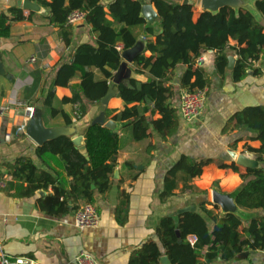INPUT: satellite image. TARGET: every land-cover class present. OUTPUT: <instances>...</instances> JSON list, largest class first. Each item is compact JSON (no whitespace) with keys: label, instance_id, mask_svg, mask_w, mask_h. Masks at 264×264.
<instances>
[{"label":"trees","instance_id":"1","mask_svg":"<svg viewBox=\"0 0 264 264\" xmlns=\"http://www.w3.org/2000/svg\"><path fill=\"white\" fill-rule=\"evenodd\" d=\"M36 1L49 9L50 22L60 28L66 44L70 43L72 34L67 17L76 9L87 13L85 23L95 35L94 39L80 44L69 60L55 68L50 91L44 100V106L50 110L52 117L61 113L53 106L54 89L69 86L74 77L81 81L73 87L72 95L63 97L62 101L77 106L76 120L88 117L92 104H102L101 99L110 86L109 79L122 60V51L136 43L133 28L141 26L145 33L155 36L146 47L151 55L143 53L134 62L135 66L147 69L150 77L146 81L137 78L124 80L119 85V91L125 106L111 110L114 112L113 119L117 121L133 119L123 126V130L136 141L150 137L151 127L165 140L179 130V108L174 105L173 99L177 95L181 98V95L169 83L168 75L178 65H187L180 79V88L195 91L211 85L204 66L194 67L204 52L214 53V64L222 76L228 72L229 52L236 55L231 71L235 81L242 80L255 62L263 59L264 63V0L256 2L261 19H256L246 10L236 14L230 7L222 8L216 15L202 11L195 19V5L149 0L159 15L154 24L147 23L141 16V7L147 3L146 0H114L107 4L103 0ZM25 18L23 9L18 6L0 13V37L10 36L12 21ZM156 27L162 32L155 34ZM119 44L123 45L121 49H118ZM94 69L104 79H97ZM136 71L139 73L140 69ZM151 105L148 117L145 113ZM103 108L108 106L103 105ZM156 113L160 117L154 119ZM107 114L110 115L108 109ZM64 117L67 124L73 122L66 114ZM91 121L84 132L88 156L79 151L70 135H60L37 146L35 155L42 166L29 156H21L13 163L5 164L7 174L12 177L6 188L14 191L17 197L34 196L37 191L52 188L53 194L38 197L37 205L53 216L69 211L70 201L73 202L72 209L76 210L82 200L93 203L96 190L105 193L111 187L121 137L118 132L102 124H91ZM231 127L245 129L249 131L247 140L261 142L259 147L247 142L245 148L256 154L263 167L242 171L235 162L222 164L221 167L239 173L242 185L236 201L242 209H264V105L248 106L236 112L226 125L227 129ZM210 162L212 159L189 156L177 161L170 170L174 179L171 187H177L182 180L183 190L189 188L202 195L203 199L195 210L181 213L176 210L164 215L156 227L157 239L145 241L134 249L128 264H163V255L169 257V264H212L219 258L222 261L234 260L243 251L264 250V213L252 217L241 230L243 218L233 213L222 214L219 206L207 199L208 192L191 183L202 176L204 167ZM179 172L183 173L181 177ZM172 178L169 177V180L172 181ZM169 194H172V189L165 191L164 196ZM192 234L197 236L195 246L188 241V236ZM206 245L208 249L202 253Z\"/></svg>","mask_w":264,"mask_h":264},{"label":"crops","instance_id":"2","mask_svg":"<svg viewBox=\"0 0 264 264\" xmlns=\"http://www.w3.org/2000/svg\"><path fill=\"white\" fill-rule=\"evenodd\" d=\"M33 1L42 9L33 11L21 7L26 18L12 21L10 36L0 37V61L6 71V74H0V170L5 173V164L13 163L21 156L33 157L42 166L35 155L39 144L27 133L30 119L26 110L28 106H34L36 114L41 115L45 128L70 127L72 133L82 134L84 141L88 123L101 111L107 114V109L110 110V115L107 116L113 118L114 112L111 110L123 109L125 106L121 97H113L106 105L107 109L103 108V104H92L88 117L76 120L74 113L77 106L62 101L63 97L71 96L73 87L80 83V78L74 77L69 86H57L54 89L53 106L61 113L51 116L50 110L44 106V100L50 91L55 68L61 62L69 60L80 44L94 39L95 35L91 33L88 24L79 23L72 26L71 41L66 44L60 28L50 22L49 9L38 1ZM13 6H18V0H0V13L7 12ZM195 6L198 7L197 10L195 8L196 19L202 9L198 2ZM133 30L137 39H145L146 45L149 40L155 39L153 34L145 33L141 26H136ZM161 32L162 29L156 27L155 34ZM86 35L88 38L83 42ZM144 53L146 56L151 55L150 51ZM230 55L237 59L232 52H229ZM32 56L35 57L34 61L30 60ZM214 56L213 52H204L194 66H204L211 79L206 104L198 119L187 122L179 113L180 127L173 136L165 140L151 127L152 135L140 141L133 140L123 130V126L133 119L120 121L118 133L121 142L116 168L111 176V187L105 193L98 190L95 192L93 204L100 214L98 227L78 228L75 225V213L78 209H72V201L68 203L69 211L57 216L41 210L37 205V198L53 194L52 188L43 191V195L37 191L30 197L14 196V191L5 188L0 191L2 251L11 256L32 257L39 264H76L75 258L82 252L91 254L97 264H128L134 249L145 241L157 239L156 227L164 215L187 206L195 205L197 208L198 202L203 199L202 195L189 188L183 190L182 180L177 187H171L174 179L170 170L181 157L212 159L204 167L202 176L191 182L200 190H206L207 199L211 202L212 188L216 182L224 192L241 187L239 173L231 168H222L221 165L235 162L231 151L236 155L246 152L256 157L255 153L245 148V143L259 147L261 142L247 140L249 131L245 129H227L226 125L236 112L245 107L264 105V63L263 59L255 62L242 80L235 81L232 70L228 69L223 76L219 74ZM131 67L135 70L137 79L146 81L150 77L147 69L137 67L134 63ZM186 68L187 65L180 64L168 73L169 83L180 91V95L184 91L180 88V79ZM137 69H140L139 73ZM94 71L97 79H104L97 69ZM109 82L111 84L110 79ZM173 103L179 108V95L173 99ZM152 107L153 105L149 106L146 116H150ZM65 114L73 120L71 124L66 123ZM159 117V113L153 115L154 119ZM8 134L10 137L7 139ZM244 169L241 166V170ZM182 175L179 172V176ZM169 189H172V194L164 196ZM85 203L87 202L82 200L80 207ZM219 211L221 212L220 207ZM247 212L251 220L252 217L263 214L264 209ZM243 222L241 230L250 223L246 224L245 219ZM205 247L207 245L203 247L202 253ZM212 264H264V250L254 251L249 258L243 260L222 261L219 258Z\"/></svg>","mask_w":264,"mask_h":264},{"label":"water","instance_id":"3","mask_svg":"<svg viewBox=\"0 0 264 264\" xmlns=\"http://www.w3.org/2000/svg\"><path fill=\"white\" fill-rule=\"evenodd\" d=\"M114 0H103L104 3H111ZM147 3L143 4L141 7V16H143L148 22L154 23L158 18V12L155 9L154 5L146 0ZM257 0H200L199 4L202 11H209L213 15H216L224 7L232 8L236 14L240 13V10H246L250 12L256 19H261V13L259 12L257 5ZM197 0H184L183 4L195 5ZM18 6L24 9H29L33 11H40L42 7L33 0H18ZM87 35L84 37L83 42L87 39ZM146 41L143 37L137 39L136 43L122 51V60L110 78L111 84L109 86L108 92L101 99L103 105H107L113 97H121V92L119 91V85L126 79L136 78L137 74L135 70L131 67L140 55L146 51ZM229 64L228 69L232 70L234 68L236 59L234 56L230 55L228 57ZM0 74H6L4 70L3 63L0 61ZM91 124H102L105 127L118 132L121 127V122L113 118H108L105 111H101L94 119H92ZM27 133L39 144H43L48 140L56 138L60 135L66 134L70 135L73 138V142L78 147L79 151L88 156L87 145L84 141V136L81 134L72 133L70 127L65 128H53L48 129L43 126L41 115H37L36 111L28 121ZM73 135V136H72ZM231 155L235 158L236 164L244 167L257 169L263 167V162L257 158L250 156L246 152L239 153L236 155L234 151H231ZM240 187L231 191L224 192L219 188V184L216 182L212 188V202L220 207L222 214L233 213L241 218L245 219L246 224L250 222L249 218L251 217L247 211L243 210L237 203L236 199L239 194ZM40 194L43 195L44 192L40 191ZM196 206H187L180 209L178 212H185L189 210H195ZM254 251H243L236 255L235 260H243ZM163 264H169L170 260L167 255L161 257Z\"/></svg>","mask_w":264,"mask_h":264},{"label":"built area","instance_id":"4","mask_svg":"<svg viewBox=\"0 0 264 264\" xmlns=\"http://www.w3.org/2000/svg\"><path fill=\"white\" fill-rule=\"evenodd\" d=\"M172 2H183L184 0H169ZM200 0H197L199 3ZM87 13L83 10L76 9L72 11L67 17V24L75 26L79 23H83L86 20ZM118 46V49H121ZM31 61L35 60L32 56ZM208 87L203 89H197L195 91H183L181 93L179 113L182 119L187 122L195 121L201 115L207 100ZM28 117L31 118L34 114V106H28L26 108ZM10 135H6L8 139ZM11 176L0 170V191L7 187L8 182L11 180ZM100 224V214L97 207L93 203H85L75 213V225L80 228H93L98 227ZM188 241L192 246L197 243L196 235H189ZM208 247V246H207ZM205 251L206 252V248ZM76 264H97L96 259L89 253L82 252L75 258ZM0 264H39L34 258L24 255L11 256L4 253L0 247Z\"/></svg>","mask_w":264,"mask_h":264},{"label":"rangeland","instance_id":"5","mask_svg":"<svg viewBox=\"0 0 264 264\" xmlns=\"http://www.w3.org/2000/svg\"><path fill=\"white\" fill-rule=\"evenodd\" d=\"M198 8V7H197ZM197 8H196V10H197ZM196 12V11H195ZM198 13V12H197ZM76 108V110H77V107H75ZM76 110H75V112H76ZM72 113H74V112H72ZM74 115H75V113H74ZM254 158H256V157H254Z\"/></svg>","mask_w":264,"mask_h":264}]
</instances>
